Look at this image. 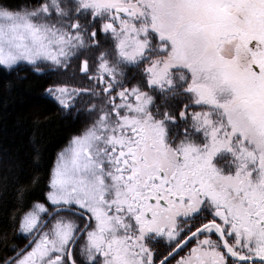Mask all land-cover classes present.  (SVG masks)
Returning a JSON list of instances; mask_svg holds the SVG:
<instances>
[{
    "label": "snow or ice",
    "instance_id": "6c2138e0",
    "mask_svg": "<svg viewBox=\"0 0 264 264\" xmlns=\"http://www.w3.org/2000/svg\"><path fill=\"white\" fill-rule=\"evenodd\" d=\"M21 64H75L45 93L89 119L2 264H264V0H0Z\"/></svg>",
    "mask_w": 264,
    "mask_h": 264
},
{
    "label": "trees",
    "instance_id": "16d2710c",
    "mask_svg": "<svg viewBox=\"0 0 264 264\" xmlns=\"http://www.w3.org/2000/svg\"><path fill=\"white\" fill-rule=\"evenodd\" d=\"M59 80L85 83L77 70L66 75L51 70L37 73L28 65H19L13 71L0 70V264L15 255L14 248L25 243V237L15 231L18 218L13 228L12 213L19 217L32 203L45 202L47 179L57 152L89 119L83 111L77 114L75 108L65 113L46 95L45 89ZM77 107H81L79 102ZM36 148L41 153L38 163L34 162ZM33 177L40 182L33 185ZM18 188L25 190L22 207L17 203Z\"/></svg>",
    "mask_w": 264,
    "mask_h": 264
},
{
    "label": "flooded vegetation",
    "instance_id": "af4514ba",
    "mask_svg": "<svg viewBox=\"0 0 264 264\" xmlns=\"http://www.w3.org/2000/svg\"><path fill=\"white\" fill-rule=\"evenodd\" d=\"M78 71V69L76 68V66H75V64L71 67V68H69L68 69V72H73V71ZM48 71H50V69L48 68V67H44V73H47ZM78 74H79V72H78ZM80 75V74H79ZM177 116H178V114H177ZM46 218V217H45ZM194 224H198L199 223V219L197 220V221H195V222H193ZM28 242V238H26L25 237V243H24V245L26 244ZM23 245V246H24ZM22 246V247H23ZM157 248L159 249V251L161 252V253H164V254H166V251H167V248H166V246H165V244L163 243V242H161L160 244H158L157 245ZM181 255L183 254L182 252L180 253ZM13 256H15V255H13ZM176 259H179V256H177L176 257ZM173 264H174V261H173Z\"/></svg>",
    "mask_w": 264,
    "mask_h": 264
},
{
    "label": "rangeland",
    "instance_id": "374dc122",
    "mask_svg": "<svg viewBox=\"0 0 264 264\" xmlns=\"http://www.w3.org/2000/svg\"><path fill=\"white\" fill-rule=\"evenodd\" d=\"M21 65H25V64H21ZM78 72V71H77Z\"/></svg>",
    "mask_w": 264,
    "mask_h": 264
}]
</instances>
